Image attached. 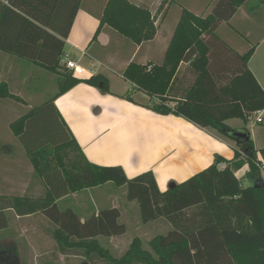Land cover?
I'll use <instances>...</instances> for the list:
<instances>
[{
	"label": "crops",
	"instance_id": "crops-1",
	"mask_svg": "<svg viewBox=\"0 0 264 264\" xmlns=\"http://www.w3.org/2000/svg\"><path fill=\"white\" fill-rule=\"evenodd\" d=\"M126 1L149 13L147 27L136 31L135 36L140 39L153 32L151 39L135 42L101 24L109 0H0V86H6L11 95L0 100V135L8 130L19 140L17 148L24 154L15 155L17 150L12 145L0 143V201L45 198L46 187L22 139L45 137L43 124L48 117L57 121L63 138L75 140L90 164L121 167L129 179L152 172L160 192L207 169L215 157L222 158L224 166L233 161L238 149L234 141L185 118L154 113L148 108L149 98L122 76L131 62L148 68L160 65L182 12L205 18L219 0ZM62 31H67L65 37ZM203 40L209 49V68L220 79L238 75L243 68L241 57L252 51L247 68L264 91V0H244L231 18L218 23L213 34L203 36ZM64 59L85 70L76 79L105 77L109 93L79 83L58 95L60 73L66 70ZM55 67L58 74L53 72ZM111 71L130 89L116 87ZM187 71L188 63L182 62L172 94L178 95L190 82ZM126 96L129 101L123 100ZM170 97L178 99L176 95ZM175 104L169 102L168 106ZM22 118L26 119L20 127L23 134L16 136L19 127L14 129L13 124ZM224 124L247 133L255 151L264 149V122L253 123L249 129L241 119ZM248 171L244 166L235 173L244 185ZM122 189L107 182L66 195L56 205L60 211L71 210L81 222L101 210H118L117 221L126 232L98 236L95 241L115 259L126 253L134 238L142 250L152 254L149 242L165 236L172 227L164 218L144 224L136 201H129L123 191L117 193ZM4 213L7 226L0 230V264H59L70 259L84 263L83 258L58 253L52 236L54 226L40 212L17 216L9 209ZM131 230L135 236L129 240L126 235Z\"/></svg>",
	"mask_w": 264,
	"mask_h": 264
},
{
	"label": "trees",
	"instance_id": "trees-1",
	"mask_svg": "<svg viewBox=\"0 0 264 264\" xmlns=\"http://www.w3.org/2000/svg\"><path fill=\"white\" fill-rule=\"evenodd\" d=\"M243 2L219 0L205 18L183 11L163 62L150 69L131 62L122 74L136 91L149 98L148 108L154 113L185 118L234 141L238 149L233 161L219 169L224 160L215 157L207 169L160 192L152 172L129 179L121 167L90 164L72 137L65 139L63 134L60 141L48 136L32 141L23 137L27 156L47 193L37 201H0V230L7 226L5 210L11 209L17 216L40 212L54 226L52 236L58 253L83 258L82 264H264V177L259 168L264 169V149L255 151L249 138L236 139V131L224 124L230 119L247 123L251 113L263 110L264 91L247 68L252 51L241 57L243 68L238 75L220 79L209 68V49L203 40V36L213 34L218 23L231 18ZM148 21L149 13L143 9L126 0H109L101 24L140 42L154 35L150 32L140 39L135 36L136 31L147 27ZM69 27L70 24L66 30ZM66 32L62 31V36ZM62 48L61 41V51ZM182 62L188 63L192 81L185 83L178 95L172 94ZM56 68L53 72L58 74ZM79 83L109 93L108 81L102 75L80 80L63 70L58 95ZM173 95L178 99L170 97ZM8 97L11 95L6 86H0V100ZM169 102L176 104L170 107ZM25 121L22 118L13 124L14 129L19 127L16 136H22L20 127H24ZM48 142L55 151L52 157L46 149ZM244 166L249 169L244 176L246 185L235 176ZM107 182L127 187V199L136 201L144 224L159 218L170 223V232L149 242L152 254L142 250L137 238L119 259L99 246L96 237L126 232L117 221L116 209L101 210L81 222L71 210L57 208L58 199Z\"/></svg>",
	"mask_w": 264,
	"mask_h": 264
},
{
	"label": "rangeland",
	"instance_id": "rangeland-1",
	"mask_svg": "<svg viewBox=\"0 0 264 264\" xmlns=\"http://www.w3.org/2000/svg\"><path fill=\"white\" fill-rule=\"evenodd\" d=\"M167 2V0L164 1V3ZM150 17V16H149ZM110 75L113 76V84L116 85V87L120 88V87H126L127 89H130L129 87L130 86H125L123 85V80L120 79L116 73L114 72H109ZM189 81L191 82L192 81V77L189 76L188 77ZM126 89V90H127ZM131 91V90H130ZM130 91H128V93H130ZM127 92V91H126ZM123 98H126V99H123V100H128L129 96H126V97H123ZM129 101V100H128ZM254 121L253 120H250L246 123V125L244 124V126H247L246 129H249L252 125H253ZM231 125H234L233 128H236L237 126L235 124H231ZM243 126V125H242ZM43 131L45 132V135L47 137V135L50 137V138H54L56 137V141H60L63 134L60 130V126L58 125L57 121L55 119H53L52 117H48V119H44V124H43ZM0 143H4V144H8V145H12L16 150H17V153L15 152V155L18 154L19 155H24L22 153L21 150H18V145L20 144L19 140H15L14 138H12V135L8 132V130H5L3 131V134L0 135ZM47 151L49 152V154L52 155L54 154L55 151H53V148H52V143L51 142H48L47 144ZM236 145V143H235ZM116 189H118V186L114 185ZM127 187L126 186H123V189L122 190H118L117 193L120 195L121 192L123 191L124 193V197H125V194L127 193ZM60 206H62V204L60 203ZM135 236V235H134ZM133 236V231H128L127 235H126V238L127 239H131ZM14 250V249H13ZM55 253V252H54ZM51 263L50 264H55L53 261H50ZM65 262V263H64ZM64 262H60L59 264H79V260L78 259H70V260H65ZM42 261H40V263L38 264H41ZM81 264V263H80Z\"/></svg>",
	"mask_w": 264,
	"mask_h": 264
},
{
	"label": "built area",
	"instance_id": "built-area-1",
	"mask_svg": "<svg viewBox=\"0 0 264 264\" xmlns=\"http://www.w3.org/2000/svg\"><path fill=\"white\" fill-rule=\"evenodd\" d=\"M64 68L70 73L71 77L77 78L82 76L85 73V70L80 67L75 61L64 59L62 61ZM150 69V68H148ZM253 120L255 124H262L264 122V109L263 110H257L251 113L249 117V121ZM219 169H224L225 166L223 164L218 165ZM261 169V173L264 177V169L259 167Z\"/></svg>",
	"mask_w": 264,
	"mask_h": 264
},
{
	"label": "water",
	"instance_id": "water-1",
	"mask_svg": "<svg viewBox=\"0 0 264 264\" xmlns=\"http://www.w3.org/2000/svg\"><path fill=\"white\" fill-rule=\"evenodd\" d=\"M233 136L238 140H247L249 138V136L245 132H236Z\"/></svg>",
	"mask_w": 264,
	"mask_h": 264
}]
</instances>
